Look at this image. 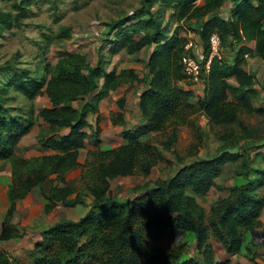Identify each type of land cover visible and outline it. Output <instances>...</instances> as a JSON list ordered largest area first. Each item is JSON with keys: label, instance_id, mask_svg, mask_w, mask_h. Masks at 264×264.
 <instances>
[{"label": "trees", "instance_id": "trees-1", "mask_svg": "<svg viewBox=\"0 0 264 264\" xmlns=\"http://www.w3.org/2000/svg\"><path fill=\"white\" fill-rule=\"evenodd\" d=\"M227 1L141 0L134 15L109 23L116 32L108 41L112 54L123 50L134 53L152 46L146 63L148 73L142 78H147L148 88L140 97L147 123L125 131L128 142L117 148L89 150L84 163L80 162L79 155L88 136L86 129L92 127L89 112L98 113L99 102L104 96L127 81L138 79L135 71L123 69L118 73L106 68L102 61L93 65L85 54L71 51L59 58L52 74L47 70L40 77L34 76L29 68L0 64V72L10 74L7 86L32 97L44 92L50 98L52 106L39 114L49 131L40 133L39 140L42 148L56 151L35 159V171L19 174L10 185L11 204L3 224L2 239L17 235L9 226L10 220L16 214L17 201L25 198L34 187H41L48 200L46 212H51L58 202L66 206L85 202L81 197L85 190L94 196L87 213L78 220H60L44 232V237L35 243L37 258L34 264H232L230 256L242 250L246 233L259 225L264 208V192L260 193L264 186V170H258L255 178L249 177L248 166L237 170V174L247 179L246 183L231 188L228 196L220 198L208 220L204 207L189 192L207 193L222 174L227 156L236 158L240 152L196 160L182 166L169 179H158L155 183L146 181L136 188L138 194L129 202L112 201L107 197L112 179L124 175L148 176L160 161L161 149L141 140L147 132L173 127L169 140L163 142L164 149H170L177 127L186 124L189 117L200 110L214 124L228 125L237 120L243 108L248 112L255 108L252 100L258 94L254 87L256 78L245 61V53L253 52L242 42L243 39L254 40L255 52L264 60V0H230L234 4L229 16L225 17L219 10ZM10 20V14L0 9V23ZM193 20L202 21L199 33L205 41L204 55H207L209 35L214 30L220 33L223 43L231 37L236 45L233 60L214 57L210 71L206 73L203 69L206 89L197 103L190 100L191 90L178 85L179 81L187 79L181 58L189 38L177 29L172 30L174 24L190 29ZM127 29L141 30L142 35L131 36ZM69 31L70 28H64V36H69ZM231 77L237 84L230 81ZM87 97L91 99L81 108L68 104ZM119 104L122 107L123 100ZM8 111L0 94V126L5 131L4 135L0 132V157L4 158L10 157L13 144L32 127L31 122L25 124L17 118L7 120ZM64 128L70 129L67 134L62 133ZM100 131L97 121L92 131L96 146L101 142ZM79 167L82 169L79 176L84 187L82 191L67 182L68 173ZM48 180L50 190L45 192L43 184ZM178 231L195 234L202 258L182 261V245L163 247L157 242L163 232L172 235ZM211 237L222 244L226 253L219 262L209 242ZM0 263L10 264L1 251ZM13 264L25 263L16 260ZM255 264L264 262L255 261Z\"/></svg>", "mask_w": 264, "mask_h": 264}, {"label": "rangeland", "instance_id": "rangeland-1", "mask_svg": "<svg viewBox=\"0 0 264 264\" xmlns=\"http://www.w3.org/2000/svg\"><path fill=\"white\" fill-rule=\"evenodd\" d=\"M232 4L234 3L230 0L225 4L224 10L227 14L231 13ZM140 6L141 0H0V9L11 16L10 22L0 23V64L29 68L34 76L40 77L47 70L52 74L59 58L71 51L85 54L93 65L102 61L106 68L115 65L121 69L128 67L126 70H134L137 76L144 77L147 71L144 59L149 54V46L133 54L127 50L112 54L108 43L116 35L109 23L130 16ZM201 23V20H193L190 29L186 30L174 24L172 30L184 31L194 40V44L199 46L200 51L205 52V41L199 33ZM64 28H70L69 36H64ZM127 31L137 38L142 35L141 30ZM222 47L223 59L233 60L236 56V45L231 37H228L227 42H222ZM249 55L245 60L246 67L254 73L255 88L258 90L257 96L252 100L255 107L252 112L243 108L237 120L228 125L214 124L199 114L188 125L176 129V137L170 149H164L163 142L169 140L173 127L148 136L149 143L161 149L160 161L151 171L152 183L158 179H169L185 164L216 156L225 148L238 147L240 155L236 158L227 156L221 177L207 193L195 195L193 191L189 192L204 207L207 220L218 198L225 193L224 183L236 177H242L244 180L245 177L237 174V170L248 166L251 178L257 176L258 170H264V60L257 54ZM9 76V73L5 75L0 72V94L3 104L9 108L5 116L7 120L17 118L25 124L31 122L32 127L18 143L13 144L10 157H0V251L9 259L10 264L16 260L34 264L37 258L34 254L35 243L44 237V232L60 220L80 219L89 206L86 201L72 207L60 204L54 211L47 213L41 201L42 195L44 197L42 188L40 187L41 196L39 189L31 190L28 197L17 201L16 214L9 223L17 235L8 240L1 238L11 204L8 193L10 185L19 174L28 175L35 171V159L56 152L42 148L39 140L40 133L49 131L48 124L39 114L41 110L52 106L50 98L44 92L32 97L13 86H7ZM230 81L237 84L233 77ZM231 97L234 99L232 94ZM90 99H78L68 104L81 108ZM259 108L262 111L257 110ZM90 117L93 125L86 129L89 132L87 144L88 148H93L96 136L92 131L99 121V116L91 112ZM69 130L64 128L62 133L67 134ZM0 132L5 134L1 126ZM99 146L100 144L94 150L99 149ZM259 147L261 149H258ZM85 156L88 157V152L83 149L81 160H84ZM76 169L69 173L67 182L75 184L79 191H82L84 187L79 182L80 170ZM112 182L107 196L109 200L125 203L138 194L136 188L139 185L134 186L131 181L123 179L121 186L117 181ZM58 183L64 184L59 180ZM49 184L50 180L44 182L45 192H49ZM122 185L128 189L122 188ZM81 197L86 199L88 192L83 190ZM253 234L254 237H245L250 245L253 244L250 256L256 261L264 262V224L261 221ZM158 237L157 242L163 247L182 245V261L192 257L202 258L203 254L197 246L193 232H176L172 235L163 232ZM209 242L215 249L216 261H221L223 256L225 257L221 243L215 237H211Z\"/></svg>", "mask_w": 264, "mask_h": 264}, {"label": "crops", "instance_id": "crops-1", "mask_svg": "<svg viewBox=\"0 0 264 264\" xmlns=\"http://www.w3.org/2000/svg\"><path fill=\"white\" fill-rule=\"evenodd\" d=\"M225 4H224V6H225ZM224 6L219 10V13L221 15L227 17V16H229V14H227L225 12ZM231 6L232 5H230V8H232ZM170 13H171V11L167 12L166 15L169 16ZM190 26H192V25H190ZM180 32L182 34H184V35H187L184 31L180 30ZM188 36L189 35H187V37ZM246 45L252 50L253 54H256V52H255L256 43H255L254 40L248 41ZM145 48H147V47H145ZM145 48H143V49H145ZM151 50H152V46H149V54L144 59L145 65L147 63V60H148V57L150 55ZM192 51H193L194 54H196L197 57L204 58V52L200 51L199 46L196 43L194 44V47H193ZM127 68L128 67H125V68L121 69V68H117L116 65H115L114 67L109 68V69L110 70L111 69H115L119 73L123 69H127ZM146 69H147V71H146V74L144 76H146L147 73H148L147 66H146ZM139 78L127 81L126 83L122 84V86H120L118 89H116L114 91H111L108 95L104 96L100 100V102H99V112L97 114L99 116V125L101 127V131H100V134H99V139L101 141L99 147L101 149H104V150L113 149V148H117V147L125 144L126 142H128L127 139L124 136V132L125 131L137 129L138 127H140V126H142V125L147 123V118L143 114V112L141 110V107H140V97L142 95V92L145 89L148 88V81L146 80V82H144V80L142 79L143 77H139ZM178 85L182 89L191 90L192 91V95L190 96V100L193 103H197L198 97L199 96H203L204 93H205V89H206V84L203 81L202 82H193V81H190L188 79H184V80L179 81ZM254 87H256V83L254 84ZM120 100H123V106L122 107L119 104ZM90 114H91V112H89L88 118H89V121L91 122V124L93 125V123L91 121ZM199 114L202 115L203 117H205L206 120L212 122L208 118V116L205 114V112L203 110H200V111L196 112L195 114H193V115H191L189 117V121L186 123V125H188L191 121L196 119ZM183 125H185V124H183ZM95 126H96V124L94 125V127ZM178 127H182V125H179ZM86 132H88V130H86ZM157 132L158 131H149V132H147L146 134H144L141 137V140L145 141V142H150V140L148 139V136L150 134H154V133H157ZM87 140H88V138H86L85 146L80 149L79 160H80L81 163H84L86 161V159H87V156H85L84 160H81L82 150L83 149H86L87 152H89L90 149L97 148V146L91 144L93 146V148L89 147L90 148L89 149L88 148V144H87ZM258 149H261V148L259 147ZM52 151H54V150H52ZM78 169L80 170V173H79V176H80V174L82 172V169H81V167H79ZM69 173L67 175V181L69 179ZM150 175H151V173L148 176H144V175H140V174L117 176V177H115L114 179L111 180L110 190H111V187H112V183H113L112 181L113 180L117 181L118 182L117 184H119V186H121V180H123V179H125V181H128V182L131 181V182L134 183V186H137V185L144 184L146 181H150V179H151ZM220 177H221V175L215 179V183ZM249 177H252V176L249 175ZM246 181H247V179L244 178V180H242V177H240V178L236 177V178L229 179L227 182L224 183V188H225L224 195L219 197L218 200L220 198H224V197L228 196L230 194L231 188H233V187H235L237 185H241L243 183H246ZM150 183H152V182L150 181ZM123 187H125V189H128L127 186L122 185V188ZM34 189H39L40 196L42 195V192H41L39 186H37L36 188L34 187L32 189V191ZM110 190L108 192V195L110 193ZM32 191H30L29 194ZM260 191L264 192V186H262ZM29 194L26 197H28ZM43 198L44 197L42 195V200L41 201L43 203V209H44V208H46L48 200L47 199L44 200L45 198L44 199ZM87 198L85 199V201H86V203H88V206H89L88 209H87V211H88L90 206H91V204H93V202H94V196L91 193H89ZM60 204L64 205L62 202H58L57 205L54 207V209L52 211H54L55 208H57ZM78 204H81V203H78ZM87 211H86V213H87ZM47 213H50V212H47ZM85 214H83L82 216H84ZM259 219L264 224V208L262 210V213H261ZM249 233H250V235H249ZM249 236L254 237L253 231H248L246 233L245 237L249 238ZM254 243H256V240H255ZM252 248H253V244L250 245L247 242V240L245 239L244 242H243V245H242V250L240 252L232 254L230 256L231 263L232 264H255L256 260H254V258H252L250 256V252H251ZM223 253H224V255H226L225 250H223ZM246 256L249 258V260H248V258ZM223 258H224V256H223ZM261 262H263V261H261Z\"/></svg>", "mask_w": 264, "mask_h": 264}, {"label": "built area", "instance_id": "built-area-1", "mask_svg": "<svg viewBox=\"0 0 264 264\" xmlns=\"http://www.w3.org/2000/svg\"><path fill=\"white\" fill-rule=\"evenodd\" d=\"M242 44H247V41L243 39ZM194 40L188 39L185 44V50L182 54L181 63L183 65V71L188 80L193 82H201L203 79V69L205 72L210 71L211 62L214 57L223 58L222 38L218 31L214 30L209 35V49L207 55L204 58H198L193 53ZM249 52L245 53V57L249 58Z\"/></svg>", "mask_w": 264, "mask_h": 264}, {"label": "water", "instance_id": "water-1", "mask_svg": "<svg viewBox=\"0 0 264 264\" xmlns=\"http://www.w3.org/2000/svg\"><path fill=\"white\" fill-rule=\"evenodd\" d=\"M237 152H238V147L237 146H235L233 148H225L222 151H220V153L218 154V156H221V155H223L225 153H232V154H234V153H237ZM178 232H182V231H178Z\"/></svg>", "mask_w": 264, "mask_h": 264}, {"label": "clouds", "instance_id": "clouds-1", "mask_svg": "<svg viewBox=\"0 0 264 264\" xmlns=\"http://www.w3.org/2000/svg\"><path fill=\"white\" fill-rule=\"evenodd\" d=\"M202 81H203V80H202ZM202 81H201V82H202ZM203 82H204V81H203Z\"/></svg>", "mask_w": 264, "mask_h": 264}]
</instances>
